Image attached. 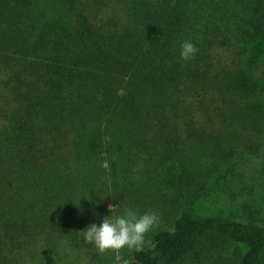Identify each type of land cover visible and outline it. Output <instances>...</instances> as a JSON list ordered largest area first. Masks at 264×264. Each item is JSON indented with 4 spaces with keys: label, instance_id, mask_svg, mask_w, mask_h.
Returning <instances> with one entry per match:
<instances>
[{
    "label": "trees",
    "instance_id": "16d2710c",
    "mask_svg": "<svg viewBox=\"0 0 264 264\" xmlns=\"http://www.w3.org/2000/svg\"><path fill=\"white\" fill-rule=\"evenodd\" d=\"M258 174L264 0H0V264H111L80 230L125 206L160 215L131 264H264V223L195 212Z\"/></svg>",
    "mask_w": 264,
    "mask_h": 264
},
{
    "label": "clouds",
    "instance_id": "9594fccd",
    "mask_svg": "<svg viewBox=\"0 0 264 264\" xmlns=\"http://www.w3.org/2000/svg\"><path fill=\"white\" fill-rule=\"evenodd\" d=\"M197 52L196 44L190 39L181 41L179 51L181 60H192ZM117 205H109V207L113 210ZM159 220L158 210L139 213L134 208L125 206L122 214H116L114 217L108 215L99 223H89L80 230V238L86 245L90 244L94 247L97 254L102 255L112 250L114 256L111 264H131V260L123 256L119 250L127 248L130 252L142 251L146 243V233L156 226Z\"/></svg>",
    "mask_w": 264,
    "mask_h": 264
},
{
    "label": "rangeland",
    "instance_id": "374dc122",
    "mask_svg": "<svg viewBox=\"0 0 264 264\" xmlns=\"http://www.w3.org/2000/svg\"><path fill=\"white\" fill-rule=\"evenodd\" d=\"M255 162L253 157L250 159ZM195 206L197 214H223L241 220L264 223V175L245 177L242 183L212 186ZM260 211V213H258ZM244 251V247H241ZM239 246L233 245L224 255L235 254Z\"/></svg>",
    "mask_w": 264,
    "mask_h": 264
}]
</instances>
